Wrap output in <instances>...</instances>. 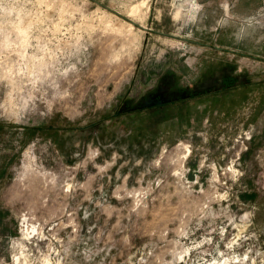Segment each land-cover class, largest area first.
<instances>
[{
	"label": "rangeland",
	"instance_id": "rangeland-1",
	"mask_svg": "<svg viewBox=\"0 0 264 264\" xmlns=\"http://www.w3.org/2000/svg\"><path fill=\"white\" fill-rule=\"evenodd\" d=\"M16 257L264 264V0H0Z\"/></svg>",
	"mask_w": 264,
	"mask_h": 264
},
{
	"label": "bare ground",
	"instance_id": "bare-ground-1",
	"mask_svg": "<svg viewBox=\"0 0 264 264\" xmlns=\"http://www.w3.org/2000/svg\"><path fill=\"white\" fill-rule=\"evenodd\" d=\"M138 7V6H137ZM108 26V25H107ZM129 26H131V25H129ZM112 30H113V28H112ZM119 30V29H118ZM129 30V29H128ZM117 32V31H116ZM188 152H189V150H188ZM32 228V227H31ZM26 231H28L29 230V228L26 226ZM25 231V232H26ZM24 236V235H23ZM21 252V251H20ZM24 260H26V258L24 257ZM49 261V260H48ZM47 261V262H48ZM50 263V262H49ZM224 263H226V262H224ZM15 264H19V257H16V260H15Z\"/></svg>",
	"mask_w": 264,
	"mask_h": 264
}]
</instances>
